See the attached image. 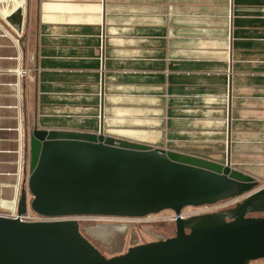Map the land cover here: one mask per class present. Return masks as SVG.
<instances>
[{
	"label": "crops",
	"instance_id": "1",
	"mask_svg": "<svg viewBox=\"0 0 264 264\" xmlns=\"http://www.w3.org/2000/svg\"><path fill=\"white\" fill-rule=\"evenodd\" d=\"M25 1L0 0V151L103 131L264 179V0Z\"/></svg>",
	"mask_w": 264,
	"mask_h": 264
},
{
	"label": "water",
	"instance_id": "2",
	"mask_svg": "<svg viewBox=\"0 0 264 264\" xmlns=\"http://www.w3.org/2000/svg\"><path fill=\"white\" fill-rule=\"evenodd\" d=\"M25 6L7 22L23 27ZM30 175L19 212L30 207L51 220L0 215V264H250L264 258V187L226 163L99 133L45 130L30 134ZM31 199L29 200V195ZM243 200L184 218L187 206ZM2 187L0 185V205ZM176 214L173 237L105 256L81 230L82 216Z\"/></svg>",
	"mask_w": 264,
	"mask_h": 264
},
{
	"label": "rangeland",
	"instance_id": "3",
	"mask_svg": "<svg viewBox=\"0 0 264 264\" xmlns=\"http://www.w3.org/2000/svg\"><path fill=\"white\" fill-rule=\"evenodd\" d=\"M27 1H25V6ZM2 145L7 148L6 142H3ZM23 147L22 156L18 153L12 154L7 149L0 151V182L12 178L13 184L18 186L17 190L14 188V193L16 191V194L19 195V201L23 188L25 187L28 190L31 160L30 138L24 142ZM259 182L261 183L255 190L264 187V179L259 180ZM28 195L30 200L31 196ZM243 199L244 197H239L215 204L187 206L183 208L181 214L184 218L205 214L231 206ZM9 201L11 200H5L6 208L11 207L8 204ZM16 206L18 208L19 204ZM248 215L264 216V212L249 213ZM77 220L82 234L107 257L122 254L129 247L143 242L173 237L177 228L176 214L173 210H163L143 217L82 216ZM250 264H264V258L253 260Z\"/></svg>",
	"mask_w": 264,
	"mask_h": 264
},
{
	"label": "built area",
	"instance_id": "4",
	"mask_svg": "<svg viewBox=\"0 0 264 264\" xmlns=\"http://www.w3.org/2000/svg\"><path fill=\"white\" fill-rule=\"evenodd\" d=\"M17 199L14 201V207L6 208L0 205V215L7 216L12 218H19L22 221L32 222V221H43V220H51V218L40 215L33 211L30 207L25 213H20L19 209L16 205H18Z\"/></svg>",
	"mask_w": 264,
	"mask_h": 264
},
{
	"label": "bare ground",
	"instance_id": "5",
	"mask_svg": "<svg viewBox=\"0 0 264 264\" xmlns=\"http://www.w3.org/2000/svg\"><path fill=\"white\" fill-rule=\"evenodd\" d=\"M8 204H10V205H11V207H10V208L14 207V201H9V202H8ZM1 205H2L3 207L7 206V204H6V203H4V202H2V201H1Z\"/></svg>",
	"mask_w": 264,
	"mask_h": 264
}]
</instances>
